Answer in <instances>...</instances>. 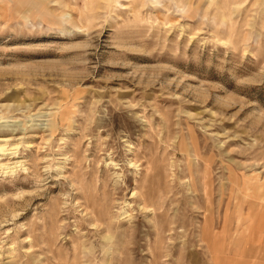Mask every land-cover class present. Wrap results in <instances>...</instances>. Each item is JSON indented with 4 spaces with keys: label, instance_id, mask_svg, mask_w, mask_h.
Wrapping results in <instances>:
<instances>
[{
    "label": "rangeland",
    "instance_id": "374dc122",
    "mask_svg": "<svg viewBox=\"0 0 264 264\" xmlns=\"http://www.w3.org/2000/svg\"><path fill=\"white\" fill-rule=\"evenodd\" d=\"M263 184L264 0H0V264H264Z\"/></svg>",
    "mask_w": 264,
    "mask_h": 264
},
{
    "label": "bare ground",
    "instance_id": "6f19581e",
    "mask_svg": "<svg viewBox=\"0 0 264 264\" xmlns=\"http://www.w3.org/2000/svg\"><path fill=\"white\" fill-rule=\"evenodd\" d=\"M7 3V2H6ZM262 187H264V184L263 185H261L260 187H259V189H261ZM261 233V232H260Z\"/></svg>",
    "mask_w": 264,
    "mask_h": 264
}]
</instances>
